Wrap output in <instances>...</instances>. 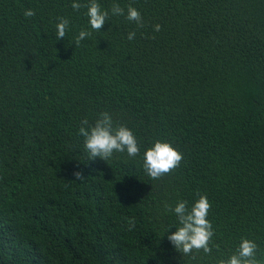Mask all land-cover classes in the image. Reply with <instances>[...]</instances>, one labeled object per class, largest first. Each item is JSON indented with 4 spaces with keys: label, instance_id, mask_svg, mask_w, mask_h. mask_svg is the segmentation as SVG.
Returning <instances> with one entry per match:
<instances>
[{
    "label": "trees",
    "instance_id": "obj_1",
    "mask_svg": "<svg viewBox=\"0 0 264 264\" xmlns=\"http://www.w3.org/2000/svg\"><path fill=\"white\" fill-rule=\"evenodd\" d=\"M97 2L110 15L99 32L73 0H0V264H216L241 238L259 256L264 0ZM113 3L137 8L143 27ZM59 17L70 24L57 40ZM81 30L91 36L76 47ZM105 111L134 132L139 156L87 159L80 122ZM156 140L183 159L154 180L143 153ZM198 193L211 204L212 252L183 255L164 205L191 207Z\"/></svg>",
    "mask_w": 264,
    "mask_h": 264
},
{
    "label": "clouds",
    "instance_id": "obj_2",
    "mask_svg": "<svg viewBox=\"0 0 264 264\" xmlns=\"http://www.w3.org/2000/svg\"><path fill=\"white\" fill-rule=\"evenodd\" d=\"M72 8L79 10L84 7L87 9L85 15L88 17V23L91 29L99 32L105 22L110 19L109 11L102 10L97 0H88L87 3L81 4L78 0H73ZM111 14L116 16H125L128 21L135 22L138 27H143V19L137 8L131 4L125 8L118 3L111 6ZM25 17L35 16L33 9L24 11ZM70 21L66 17H59L56 24V39H62L66 36ZM161 25H155V31H159ZM135 31L128 33V39L135 38ZM91 32L81 30L72 40L76 47L81 45L86 37H90ZM79 134L84 137V148L88 153L87 159L97 157L109 163L114 153L127 154V157L135 158L140 155L141 147L134 132L124 124L114 123L112 116L107 112L99 114L94 124H90L87 118L80 122ZM183 159V154L173 145L166 141L156 140L154 144L148 147L143 153V168L152 179H159L169 174L179 167ZM78 181L85 179L81 171L73 173ZM188 201L181 200L175 207L165 203V211L174 212L177 217V230L168 235V240L173 244L176 250L183 255H189L203 250L205 254H211L212 247L210 241L214 235L212 223L207 219L211 204L206 195L198 193V199L188 207ZM128 230L135 227V219L127 218ZM172 227L169 226L168 230ZM167 230V231H168ZM218 247V246H217ZM258 245L255 241L248 238H241L234 254L228 258H218L216 264H264V251L258 253ZM194 258V257H193Z\"/></svg>",
    "mask_w": 264,
    "mask_h": 264
}]
</instances>
